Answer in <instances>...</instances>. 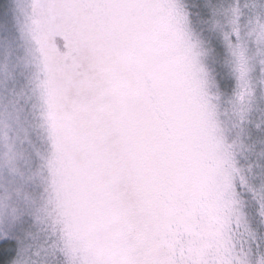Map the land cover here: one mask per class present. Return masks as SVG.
<instances>
[{
	"label": "snow or ice",
	"instance_id": "obj_1",
	"mask_svg": "<svg viewBox=\"0 0 264 264\" xmlns=\"http://www.w3.org/2000/svg\"><path fill=\"white\" fill-rule=\"evenodd\" d=\"M0 264H264V0H0Z\"/></svg>",
	"mask_w": 264,
	"mask_h": 264
}]
</instances>
